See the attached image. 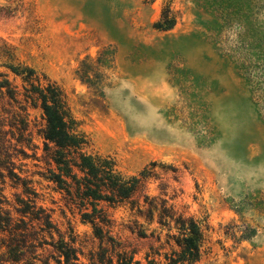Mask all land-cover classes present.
Wrapping results in <instances>:
<instances>
[{"label":"rangeland","instance_id":"1","mask_svg":"<svg viewBox=\"0 0 264 264\" xmlns=\"http://www.w3.org/2000/svg\"><path fill=\"white\" fill-rule=\"evenodd\" d=\"M164 15L173 27L157 30ZM6 65L61 88L87 154L112 160L127 177L148 168L149 200H166L202 227L196 264H264V0H0V74L21 94ZM4 94L0 128L8 132L25 103ZM27 115L34 148L25 152L39 160L42 113ZM14 156L15 172L35 182L38 203L62 230L71 221L90 237L78 210L73 216L40 178L45 164ZM9 185L0 189L14 204L22 191ZM135 199L145 210L144 197ZM100 207L138 259L170 252L157 215L148 223L128 204Z\"/></svg>","mask_w":264,"mask_h":264},{"label":"trees","instance_id":"2","mask_svg":"<svg viewBox=\"0 0 264 264\" xmlns=\"http://www.w3.org/2000/svg\"><path fill=\"white\" fill-rule=\"evenodd\" d=\"M172 27L169 15L154 25L160 31ZM5 67L21 80L23 92L17 93L9 76L0 74V95L6 89L5 94L15 102L21 95L25 117L13 115L7 132L1 129L5 121L0 114V184L9 181L11 188L22 191L14 195L16 202L11 204L0 189V264H196L204 244L203 229L194 218L168 206L166 200L160 203L158 198L149 200L144 193L151 178L148 168L137 176L127 177L117 171L112 160L87 154L85 149L90 142L78 130L61 88L31 68ZM29 108L42 113L38 136L42 139L43 154L39 160L36 151L32 156L25 152L34 148L33 132L27 121ZM14 153L45 164L46 172H41L40 178L53 184V191L63 195L73 216L72 209L78 210L80 222L91 229L90 237L77 235L71 221L62 230L54 220L53 210L38 203L35 182L15 172ZM136 195L144 197L145 210L136 201ZM102 203L137 207L140 217L146 216L148 223L157 215V223L167 229L170 252L150 249L138 259L136 249L113 235V222L100 207ZM132 232L147 238L143 229Z\"/></svg>","mask_w":264,"mask_h":264}]
</instances>
